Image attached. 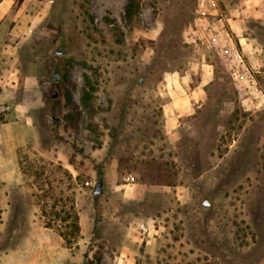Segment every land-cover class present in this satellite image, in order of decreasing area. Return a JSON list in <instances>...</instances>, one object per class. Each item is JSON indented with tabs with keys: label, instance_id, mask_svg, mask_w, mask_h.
Returning <instances> with one entry per match:
<instances>
[{
	"label": "rangeland",
	"instance_id": "obj_1",
	"mask_svg": "<svg viewBox=\"0 0 264 264\" xmlns=\"http://www.w3.org/2000/svg\"><path fill=\"white\" fill-rule=\"evenodd\" d=\"M137 1L1 24L0 264H264V0Z\"/></svg>",
	"mask_w": 264,
	"mask_h": 264
},
{
	"label": "trees",
	"instance_id": "obj_2",
	"mask_svg": "<svg viewBox=\"0 0 264 264\" xmlns=\"http://www.w3.org/2000/svg\"><path fill=\"white\" fill-rule=\"evenodd\" d=\"M138 5H139V3L137 0H128L126 6L124 8V18H125L126 22L131 21L134 11L138 9ZM85 79H86V85L83 87V89L80 92V102H81V105L84 108V110L89 112V114L92 116V114L94 113V106L92 103V97H93L92 94H93L94 88L90 85L88 78L85 77ZM66 103H67V105H69V103H70L69 97H67ZM64 119L68 122H71V124H75L78 117H76L75 114H73V113H67L65 115ZM47 189L45 190V192L47 191ZM51 208H52V210H50L51 215L54 218L58 217L59 212H56L55 206H51ZM43 212L46 213L47 211L43 210ZM71 226L75 232L78 231L79 226H78V217H77L76 213L73 215ZM60 235L62 236L64 241H66L67 243H69V241L71 240V239H69V235L64 233V232L60 233ZM99 259H100V256L98 257V260Z\"/></svg>",
	"mask_w": 264,
	"mask_h": 264
},
{
	"label": "crops",
	"instance_id": "obj_3",
	"mask_svg": "<svg viewBox=\"0 0 264 264\" xmlns=\"http://www.w3.org/2000/svg\"><path fill=\"white\" fill-rule=\"evenodd\" d=\"M16 1L17 0H0V27H1V24L4 22L6 16H8L10 14V12H12V9L14 8ZM11 31L12 30L7 29L6 33L2 32V34H0V36L10 37ZM234 44H235V42H234ZM246 44H248V43H246ZM5 98H6L5 94L3 93L2 90H0V102L5 100Z\"/></svg>",
	"mask_w": 264,
	"mask_h": 264
},
{
	"label": "built area",
	"instance_id": "obj_4",
	"mask_svg": "<svg viewBox=\"0 0 264 264\" xmlns=\"http://www.w3.org/2000/svg\"><path fill=\"white\" fill-rule=\"evenodd\" d=\"M207 0H200L199 1V12L205 17L206 13H209V7L206 6L205 2ZM218 20H221L220 18H218ZM219 35H222V32L221 31H218L216 34L215 33H212L210 35L211 37V40L212 41H217V39H219ZM222 44H226V43H222ZM6 106H4L3 104H0V114H4L5 110H6ZM126 180H129V181H133L134 180V177L133 176H129L128 178H126Z\"/></svg>",
	"mask_w": 264,
	"mask_h": 264
},
{
	"label": "water",
	"instance_id": "obj_5",
	"mask_svg": "<svg viewBox=\"0 0 264 264\" xmlns=\"http://www.w3.org/2000/svg\"><path fill=\"white\" fill-rule=\"evenodd\" d=\"M58 54H61V51H58L57 52ZM48 80H54V81H58V80H61L62 78V75L60 73V70H59V64L58 62L56 61L54 63V66H53V69L52 71L48 74L47 76ZM101 184H102V180L99 179V181L97 182L96 184V188L94 190V193L95 194H99L101 192Z\"/></svg>",
	"mask_w": 264,
	"mask_h": 264
}]
</instances>
